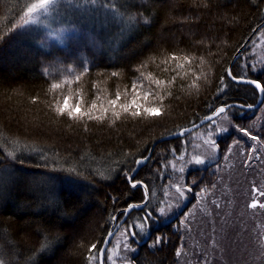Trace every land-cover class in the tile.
Returning a JSON list of instances; mask_svg holds the SVG:
<instances>
[{"label":"trees","instance_id":"obj_1","mask_svg":"<svg viewBox=\"0 0 264 264\" xmlns=\"http://www.w3.org/2000/svg\"><path fill=\"white\" fill-rule=\"evenodd\" d=\"M34 2L0 0V264H99L89 260L96 252H89L92 244L102 248L125 208L145 201L144 189L129 180L134 161L146 157L159 138L199 123L213 109L258 101L257 89L233 82L228 68L264 21V0H74L76 5L62 7L73 33L68 45L25 28L21 17ZM103 10L125 19L124 29L110 19L102 22ZM88 11L95 15L91 21H98L94 27ZM84 29L101 45L98 50L87 45L91 38ZM203 36L212 45L199 43ZM249 52L248 47L232 75L264 84V65L245 59ZM84 57L86 64L80 63ZM134 84L141 95L148 93L146 106L159 108L160 115L133 117L117 108L119 118L109 111L101 120H72L56 112L66 98L69 106L80 103L87 110L93 102L106 106L119 92L123 103L131 99ZM232 111L239 129L257 135L254 125L263 120L264 133L263 107L249 116L240 108ZM235 137L219 141L218 161L187 174L186 186L195 196L171 222L157 212L174 193L177 176L169 163L179 161L189 136L157 146L135 178L150 190L145 210L153 215L142 233L135 228V241L149 236L142 246L131 239L134 250L124 263L179 264L180 251L191 240L182 219L197 195L219 187L220 166ZM246 144L251 149L253 144ZM144 215L133 210L130 216L142 223ZM89 227L93 232L87 236Z\"/></svg>","mask_w":264,"mask_h":264},{"label":"rangeland","instance_id":"obj_2","mask_svg":"<svg viewBox=\"0 0 264 264\" xmlns=\"http://www.w3.org/2000/svg\"><path fill=\"white\" fill-rule=\"evenodd\" d=\"M74 5H76L74 0H55L49 6L47 12H37L33 17L34 23L26 25L25 28L27 30L34 28L47 32L50 37H53L52 39H58L61 45H68L66 42L73 33L66 24L69 21L65 20L64 12L66 9L62 7H72ZM101 12L103 13L100 15L105 17L102 22L106 24L110 19L109 21L117 24L118 29H124L125 19H121L118 16L117 18L115 14L104 10ZM88 14V20L91 21L95 15H92L90 11H88ZM173 19L170 20L173 21ZM96 22L98 21H91L90 26L94 27ZM181 22L185 23L187 21ZM62 23L66 25L64 26ZM98 24L100 25L101 23ZM123 32L121 30V33ZM83 33L90 37L89 30L84 29ZM189 34L186 31L185 35L190 37ZM90 38L91 42L87 45L93 51L98 50L97 47H101V45H97V43L93 42L92 37ZM202 42L205 46L212 45V39H206V36H203V40L199 43ZM249 45L243 51L244 53L248 47L250 49L245 59L253 57V62L261 66L264 65V30H261L253 43ZM84 59L85 57L81 59L83 62L81 61L80 63L86 64L87 61H84ZM262 107L264 108V103ZM232 110L228 111L227 119L224 118V114H221L216 118L217 120L214 119V122L208 123L210 124L209 126L207 124L187 135L189 139L188 143H184L185 152L180 156L179 161L173 160L169 163L170 168L173 169L175 176H177L173 188L174 193L168 195L167 205L165 204L161 207L164 208V213L161 214L160 209L157 213L162 220L171 222L183 213L193 196H195L194 193L191 195V192H185L184 197H179V193L176 191L177 188L186 186L187 174L192 170L204 168L218 161L220 158L219 151L223 148L219 141L234 133L237 137L230 142L232 144L228 154L224 156V165L223 167L220 166L222 173L219 179V187L210 194L202 192L203 194L197 195V203L188 210L185 218L182 219L183 226L186 227L187 234H189V239L191 240H188L186 246L181 249L179 264H264V208L259 206L264 204V195H261V193H264V139L262 140L264 133L261 131L263 120L259 121L260 119L257 117L259 122L254 125L257 135L249 133L248 136H245L244 132L233 122L234 117L238 113ZM246 112L250 113L248 114L249 116L252 111L244 110L245 114ZM262 113L260 112L258 116ZM252 135L257 136L258 139L252 140L250 138ZM212 141L216 142L215 147H213ZM246 143L253 144L251 149H247L248 145ZM197 156L204 161L203 164L195 163L194 157ZM238 164L240 165L239 167ZM241 166L242 170L237 174L236 171L238 168L241 169ZM243 169L244 173L242 174ZM174 174H172L173 178ZM253 189H256V191H253ZM253 202L257 203L256 208L250 207ZM168 205H171V207ZM121 221L115 223L113 231ZM136 221L138 225L141 223L138 220ZM125 225L126 223L121 225L113 238L106 255L107 264H126L124 261L129 250L124 248V243L126 241L130 245L132 238L127 236L128 228H125ZM138 228L141 229L139 226ZM92 232V227H89L87 236H90ZM148 236L149 234L147 233L144 239L147 240ZM109 255L112 256V260L108 259Z\"/></svg>","mask_w":264,"mask_h":264},{"label":"snow or ice","instance_id":"obj_3","mask_svg":"<svg viewBox=\"0 0 264 264\" xmlns=\"http://www.w3.org/2000/svg\"><path fill=\"white\" fill-rule=\"evenodd\" d=\"M54 2H55V0H36V2L31 3L27 7V10L23 13V16L21 17L23 24L28 25V24L34 23L33 17L35 16V14L37 12H41V11L47 12L49 6L52 5ZM93 2H94V0H93ZM0 39H2V38H0ZM170 59L173 61H177L179 58L175 55H172L170 57ZM165 63H167V61H165ZM177 67L178 68L182 67V65L177 64ZM137 70L139 71V69H137ZM111 75L117 76L118 73L112 72ZM229 75H231V73H229ZM232 78L234 80L237 79L236 77H232ZM197 79H199V77H197ZM246 82L249 84H253L255 89L259 90L261 93H264V84L259 82L257 79H250V80H247ZM155 83L159 86L162 83V81L155 80ZM136 87L137 86L135 84L132 86L133 90H132V94H131V99L126 100L123 103H121V93H119V92L116 93L115 99H111V100L107 101L106 106L105 105H98L97 103L93 102L91 107L88 108L87 110H84L82 104H80V103L69 106V100L66 98L63 101L62 105L57 106L56 112L61 116L66 115L67 117L71 118L72 120H79V119H83L84 117H87L88 119L101 120L108 114L109 111L112 112L113 116L119 118L120 113L117 111V108H119L124 113H130V115L133 117H140L142 115L147 116V117H154V116L160 115L161 113H160L159 108L146 106V102L148 100V93H144L143 95H141L140 92L136 91ZM58 88H60L59 84H52V89H58ZM220 91H223V89H220ZM229 107H233V106L222 105L216 109H213V114L208 115L206 117V119L208 121H213L214 116H220L221 114H224V118L227 119L228 118V111L227 110ZM247 107L251 108L253 106L248 105ZM97 108H99L100 115H94V110H96ZM241 131L244 132L245 136L249 135V132L247 130L241 129ZM181 135H183V133H181ZM250 138L254 141L258 139V137L255 135H252ZM211 143H212L213 147L216 146L215 141H212ZM181 159H182V157H181ZM194 159H195V163H197V164H203L204 163V161L201 160L198 156L194 157ZM143 162H144L143 159L134 161V163H136V164H141ZM68 171L71 174L74 170L69 169ZM129 171L131 172L134 170L130 169ZM129 180L132 183L133 188L137 187V184L140 183L139 181L133 182L131 180V177H129ZM176 191L179 193V197H184L185 192H192V188L190 186H184L183 188H177ZM253 191H256V189H253ZM145 195L146 196L149 195L147 189H145ZM152 195H154V193H152ZM261 195H264V193H261ZM113 202L115 203V200ZM162 202H166V201H162ZM168 206L171 207V205H168ZM259 206L261 208H264V204H260ZM133 207L140 208L142 211H145L143 222L140 223L139 225H138V222L136 220H134L132 218V216L129 215V213L131 212ZM250 207L256 208L257 203L253 202L250 205ZM160 212H161V214H163L164 208H160ZM124 217H125V220L122 222L129 225V227L127 229V236L133 238V242H136L135 237L138 235V233L136 231H134V229L139 226L141 228V233H142L143 232V225L146 224L148 222V220H150L152 218V213L145 210V206L143 203L136 204V205L129 204L125 208ZM112 219L115 220L116 217L113 216ZM108 236L109 237L113 236V232L109 231ZM160 242L161 241L158 238L156 243L159 244ZM104 243H108V241L105 240ZM124 248L126 250H129V251L134 250L131 248L130 245L127 244L126 241L124 243ZM93 250H96L95 255L90 256L89 260L90 261L99 260L100 264H103V257L105 255V249L100 248L97 250L96 244H92L91 248L89 249V252H92ZM177 255H179V253H177ZM108 259L112 260V256L109 255Z\"/></svg>","mask_w":264,"mask_h":264},{"label":"water","instance_id":"obj_4","mask_svg":"<svg viewBox=\"0 0 264 264\" xmlns=\"http://www.w3.org/2000/svg\"><path fill=\"white\" fill-rule=\"evenodd\" d=\"M263 29H264V22H262L258 27H256V29L253 31V33L251 34V36L247 39V41L242 45V47L237 51V53H236L235 56L233 57V60H232V62H231V64H230V67L228 68V75H229V73H231V75H229V77H230V79H231L233 82H235V83H239V84H244V85H251V86L254 87L253 84H249V83L246 82L247 80H250V79L237 78V79L234 80V79L232 78V77H234V76L232 75V69H233V66H234V64L236 63V61H237V60L239 59V57L242 55L243 51H244V50L246 49V47L249 45V43L254 39V37L258 34V32H260V31L263 30ZM257 91H258V93H259V97H258V101L256 102V104H255V105H252L253 107L249 108V107H247V106L244 105V104H240V103H231V104H229V106H233V107H229L228 110H230V109H232V108H240V109H242V110H246V111H254V110H258V109H260L261 106H262L263 103H264V93H261L259 90H257ZM228 110H227V111H228ZM212 114H213V113H212ZM212 114H210V115H212ZM217 117H218V116H214V119L217 118ZM210 122H211V121H208V120L206 119V117H205L202 121H200L199 123H197V124H195V125H193V126H190V127L185 128V129H183V130H181V131H179V132H176V133H174V134H170V135H167V136H164V137L158 139V140L152 145V148H151L150 154H149L148 156L144 157V158H141V159L144 160V162L141 163V164H136V167H135V169H134V171H133V173H132V175H131V180L133 181L134 178H136V176L139 174L140 170H141V169H142V168H143V167H144V166L150 161V159H151V157H152V155H153L154 150L156 149V147H157L159 144H161L162 142H165V141H171V140H174V139H178V138L185 137V136L189 135L190 133H192L193 131L200 129L201 127L207 125V124L210 123ZM181 133H183V135H181ZM139 160H140V159H139ZM137 187H142V188L144 189V191H145V189L148 190L149 195L146 196V200L143 202L144 206L146 207V206L148 205L149 201H150V191H149V188H148V186H147L145 183H143V182L138 183V184H137ZM137 187H135V188H137ZM139 204H141V203H139ZM132 205H136V204H132ZM133 210H141V209H140V208L133 207L132 210H131V212L129 213V215H131V213H132ZM124 220H125V217H123L122 221H124ZM122 221L119 223V225L117 226V228H116L114 231H112V232H113V236H111V237L108 236V237H107L106 240L108 241V243H104V245H103V247H102V248L105 249V255H104V257H103V264L106 263V255H107L108 249H109V247H110V245H111V243H112V241H113L114 236H115V235L117 234V232L119 231L121 225L124 224ZM136 243H137L139 246H142V245H144V244L146 243V240L141 241V242H140V241H137ZM99 264H100V261H99Z\"/></svg>","mask_w":264,"mask_h":264},{"label":"bare ground","instance_id":"obj_5","mask_svg":"<svg viewBox=\"0 0 264 264\" xmlns=\"http://www.w3.org/2000/svg\"><path fill=\"white\" fill-rule=\"evenodd\" d=\"M25 55H26V54H25ZM27 57H28V56H27ZM194 59H195V58H194ZM196 61H197V60H196ZM195 63H196V62H195ZM195 63H194V64H195ZM198 63H199V62H198ZM154 78H155V77H154ZM189 78H191V77H189ZM153 80H154V79H153ZM187 80H189V79H187ZM216 120H217V119H216ZM213 122H214V121H213ZM187 128H188V127H187ZM132 172H133V171H132Z\"/></svg>","mask_w":264,"mask_h":264}]
</instances>
